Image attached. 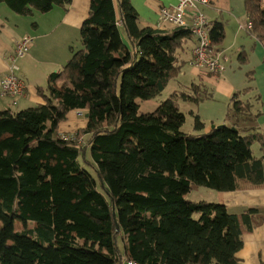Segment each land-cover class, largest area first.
<instances>
[{"label":"trees","instance_id":"obj_1","mask_svg":"<svg viewBox=\"0 0 264 264\" xmlns=\"http://www.w3.org/2000/svg\"><path fill=\"white\" fill-rule=\"evenodd\" d=\"M71 2L0 5L29 17ZM245 10L264 46V0H245ZM190 34L143 26L131 0H90L83 48L39 88L43 102L0 110V264H240L257 209L233 214L187 194L193 185L263 187V158L252 150L260 133L206 131L197 115L196 133L184 132L180 101L205 99L198 85L150 112L139 103L179 74ZM210 35L221 44L224 25ZM74 111L88 114L86 124L64 139L59 124Z\"/></svg>","mask_w":264,"mask_h":264},{"label":"crops","instance_id":"obj_2","mask_svg":"<svg viewBox=\"0 0 264 264\" xmlns=\"http://www.w3.org/2000/svg\"><path fill=\"white\" fill-rule=\"evenodd\" d=\"M131 2L143 26L164 30L174 28L169 23H162L158 13L161 8L175 5L178 0ZM89 3L90 0H72L66 8L57 6L48 13L35 12L29 17L16 14L6 4L0 5V77L5 73L8 57L19 39L25 35L33 38L29 51L18 60L19 74L27 85L26 94L18 101L19 104L23 102L30 107L42 103L39 88L45 89L49 75L68 63L72 49L83 48L80 29L88 15ZM195 10L207 17L210 27L216 22L224 25L223 42L213 44L224 71L220 75H212L189 66L196 45V39L190 34L178 53L183 66L168 85L171 82L174 91L188 92L198 85L207 97L200 102L180 101L185 106L186 111H182L186 114V122L190 115L194 124L197 115L207 123L206 131L225 125L237 131L260 133V139L253 144L252 150L256 157L263 158L264 167V46L250 33L251 22L245 10V0H209L207 4L198 1ZM235 93L238 95L233 97ZM235 101H238V110L235 109ZM142 102V112L153 111L159 105L154 100ZM12 107V99L2 97L0 91V110ZM78 116L76 111L69 113L67 120L59 124V134H74L83 127L86 123L79 125ZM219 196L221 199L214 203L227 205L230 213H245L249 207L257 209L253 229L244 234L243 247L237 257L240 264H264V185L259 189L221 192Z\"/></svg>","mask_w":264,"mask_h":264},{"label":"built area","instance_id":"obj_3","mask_svg":"<svg viewBox=\"0 0 264 264\" xmlns=\"http://www.w3.org/2000/svg\"><path fill=\"white\" fill-rule=\"evenodd\" d=\"M198 1L204 4L209 2V0H178L173 6L161 8L158 17L162 23H169L174 27L190 31L196 39L193 57L189 63L190 67L212 75H220L224 71V65L220 61V55L213 50L211 27L207 17L195 10ZM32 42L33 38L29 35L19 39L8 57L9 62L5 73L0 77L1 96L11 98L14 106L25 96L27 91L26 82L19 74L18 60L29 51ZM76 113L84 116L81 111ZM64 137L67 139L66 136ZM126 264L139 263L128 261Z\"/></svg>","mask_w":264,"mask_h":264},{"label":"rangeland","instance_id":"obj_4","mask_svg":"<svg viewBox=\"0 0 264 264\" xmlns=\"http://www.w3.org/2000/svg\"><path fill=\"white\" fill-rule=\"evenodd\" d=\"M184 70V68H183ZM27 86V85H26ZM174 92V86L173 84L170 82V84L167 86V88L165 89V91H163L161 94H159V96L157 98L154 99V101H156L158 104H160L162 101H164L165 99H167L172 93ZM43 102V101H42ZM140 104L143 103L142 101L139 102ZM34 104L32 106H36L38 105ZM181 105V104H180ZM30 106V107H32ZM28 106L26 104L22 103H18V106H13L12 109L15 110H20V109H24L27 108ZM181 108L183 111L185 110V106L182 104ZM141 111H143L141 109ZM78 112V111H76ZM187 122L185 123V125L182 127V130L186 133H195V126L194 124H192V118L190 117V115L187 117ZM77 121L79 122V125H84L86 123V118L85 116H81L79 115L77 117ZM194 122V121H193ZM73 134H65L63 136L69 137L72 136ZM62 137V136H61ZM64 139H66L65 137H63ZM71 138V137H69ZM68 138V139H69ZM221 192L215 189H211V188H206V187H202V186H198V185H193L191 191L187 194V198L192 200V201H207V202H215L220 198ZM17 226V225H16Z\"/></svg>","mask_w":264,"mask_h":264},{"label":"water","instance_id":"obj_5","mask_svg":"<svg viewBox=\"0 0 264 264\" xmlns=\"http://www.w3.org/2000/svg\"><path fill=\"white\" fill-rule=\"evenodd\" d=\"M85 117L87 118L88 117V114H86ZM223 127H225V125L214 126L213 129L214 128L222 129ZM231 130L232 131H237V129L234 128V127H232Z\"/></svg>","mask_w":264,"mask_h":264}]
</instances>
